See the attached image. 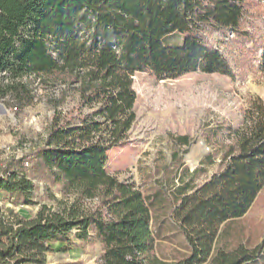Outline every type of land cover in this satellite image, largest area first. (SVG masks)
<instances>
[{"label": "trees", "instance_id": "16d2710c", "mask_svg": "<svg viewBox=\"0 0 264 264\" xmlns=\"http://www.w3.org/2000/svg\"><path fill=\"white\" fill-rule=\"evenodd\" d=\"M262 22L261 0H0V100L33 104V77L79 94L73 108L56 105L36 151L64 198L56 210L43 205L29 219L12 210L0 214V264H47L52 244L68 243L76 229L81 239L92 232L100 241L96 264L260 260L264 240H241L233 226L264 188V99L251 100L242 128H228L229 143L214 142L202 164L218 158L222 168L203 182L205 170L191 171L178 153L141 185L120 181L106 164L108 151L127 140L136 121L137 72L158 79L197 70L230 74L259 55L256 66L264 73V31L255 25ZM175 33L183 42L166 44ZM222 131L213 129L208 141ZM178 139L190 142L188 135ZM26 161L2 168L0 192L33 204ZM166 224L180 229L185 252L158 254Z\"/></svg>", "mask_w": 264, "mask_h": 264}, {"label": "rangeland", "instance_id": "374dc122", "mask_svg": "<svg viewBox=\"0 0 264 264\" xmlns=\"http://www.w3.org/2000/svg\"><path fill=\"white\" fill-rule=\"evenodd\" d=\"M255 25L259 32L264 31L263 22ZM234 37L235 34H230L229 39ZM213 40L217 42L220 37L215 35ZM182 42L183 36L179 33L165 39L169 45ZM258 58L259 55L254 57L246 68L235 67L230 74L197 70L175 79H158L148 72H137L134 77L136 121L127 140L108 151V173L120 181L141 185L156 168L171 166L175 153L183 157L191 171L205 170L199 182L219 172L222 167L218 158L213 164H202V160L214 152L216 140L229 143V127L239 129L245 125L251 100L264 99V73L256 66ZM30 81L35 97L33 104L19 108L9 99L0 100V172L10 161L26 158L22 170L35 185L33 204H25L16 194L0 192V214L10 215L12 210L26 219L35 217L43 205L56 210L59 200L64 198L61 185L43 169L36 151L46 137L56 105L68 110L79 101V94L72 87L46 86L35 77ZM220 125L222 133L210 143L208 137ZM184 135L190 138L188 144L178 139ZM12 167L19 169L15 164ZM233 232L251 243L264 240V188L246 215L234 223ZM163 233L165 239L157 251L161 257H171L172 249L186 251L177 226L166 224ZM79 234L76 229L68 243L52 244L47 264H96L102 252L100 241L92 232L88 241ZM252 264H264V256Z\"/></svg>", "mask_w": 264, "mask_h": 264}]
</instances>
